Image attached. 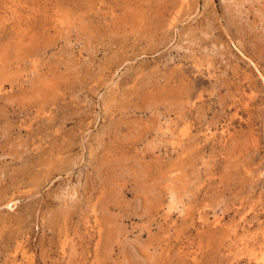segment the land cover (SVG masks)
<instances>
[{"label": "rangeland", "instance_id": "obj_1", "mask_svg": "<svg viewBox=\"0 0 264 264\" xmlns=\"http://www.w3.org/2000/svg\"><path fill=\"white\" fill-rule=\"evenodd\" d=\"M0 264H264V0H0Z\"/></svg>", "mask_w": 264, "mask_h": 264}]
</instances>
